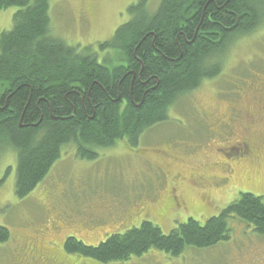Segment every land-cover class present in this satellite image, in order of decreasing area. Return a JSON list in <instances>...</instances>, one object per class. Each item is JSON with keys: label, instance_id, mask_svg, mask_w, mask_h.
<instances>
[{"label": "rangeland", "instance_id": "1", "mask_svg": "<svg viewBox=\"0 0 264 264\" xmlns=\"http://www.w3.org/2000/svg\"><path fill=\"white\" fill-rule=\"evenodd\" d=\"M138 1L50 0L51 31L80 50L92 46L103 61L111 51L98 43L113 38ZM160 1L149 5L155 10ZM19 9H0V37L13 27ZM228 53L220 75L179 98L169 119L146 131L140 142L119 140L97 149L95 158L81 157L75 144L65 145L24 197L15 190L17 151L0 153V225L10 230V239L0 243V264H264V234L237 216L228 219V241L186 248L180 256L152 248L127 261L101 263L64 248L69 236L98 245L149 218L169 233L178 219L204 222L220 214L243 192L264 199V21ZM244 127L253 158L227 164L226 153L245 148Z\"/></svg>", "mask_w": 264, "mask_h": 264}, {"label": "trees", "instance_id": "2", "mask_svg": "<svg viewBox=\"0 0 264 264\" xmlns=\"http://www.w3.org/2000/svg\"><path fill=\"white\" fill-rule=\"evenodd\" d=\"M149 1L130 5V20L98 43L113 52L99 61L92 46L80 50L53 35L50 0H0V9L20 8L0 37V153H18V196L45 178L65 145L95 158L119 140L138 143L179 98L218 77L231 45L264 21V0H161L155 10ZM233 216L264 234V199L243 192L220 214L178 219L169 233L149 219L94 246L69 236L64 248L101 263L152 248L180 256L228 241ZM9 239L0 225V243Z\"/></svg>", "mask_w": 264, "mask_h": 264}, {"label": "flooded vegetation", "instance_id": "3", "mask_svg": "<svg viewBox=\"0 0 264 264\" xmlns=\"http://www.w3.org/2000/svg\"><path fill=\"white\" fill-rule=\"evenodd\" d=\"M250 118L253 120V115L250 116ZM253 123H254V120H253ZM229 125H231V123H229ZM245 131H247V135H245V138H243L242 136V140H243V144L245 146L244 149H241V151H237V148L236 149H233V151L235 150V153H234V156L233 157H225V162L227 164H232V163H235V164H238L240 161H248L250 158L252 159L253 158V154H252V150H251V146H252V142L250 141L249 139V128H245ZM238 146L241 145V143L239 142L237 144ZM240 148V147H239ZM250 159V160H251ZM234 164V165H235ZM180 176L177 177V179L175 180H178Z\"/></svg>", "mask_w": 264, "mask_h": 264}, {"label": "bare ground", "instance_id": "4", "mask_svg": "<svg viewBox=\"0 0 264 264\" xmlns=\"http://www.w3.org/2000/svg\"><path fill=\"white\" fill-rule=\"evenodd\" d=\"M150 219V218H149ZM119 229V228H118ZM100 234V233H99Z\"/></svg>", "mask_w": 264, "mask_h": 264}]
</instances>
